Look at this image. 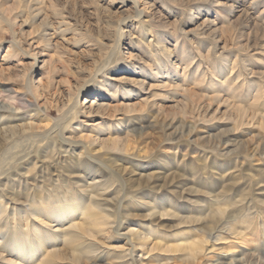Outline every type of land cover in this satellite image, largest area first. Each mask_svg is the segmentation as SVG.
I'll return each mask as SVG.
<instances>
[{"label": "rangeland", "instance_id": "374dc122", "mask_svg": "<svg viewBox=\"0 0 264 264\" xmlns=\"http://www.w3.org/2000/svg\"><path fill=\"white\" fill-rule=\"evenodd\" d=\"M1 127L0 264H264V0H0Z\"/></svg>", "mask_w": 264, "mask_h": 264}, {"label": "bare ground", "instance_id": "6f19581e", "mask_svg": "<svg viewBox=\"0 0 264 264\" xmlns=\"http://www.w3.org/2000/svg\"><path fill=\"white\" fill-rule=\"evenodd\" d=\"M95 104V102H92L91 106L88 107V109L91 111L93 110V105ZM102 107V106H100ZM99 107V108H100ZM92 112V111H91ZM29 129H32V127H28ZM7 128H4V127H1L0 130V135L2 134V138L5 140V139H9L10 137H13L15 134H17L19 132V129H10V130H5ZM143 131V130H142ZM141 134V133H140ZM63 153H67V152H63ZM50 156L46 155L44 158H49ZM53 159V158H52ZM67 210L65 211H68L70 214H73L76 210H73L72 208H79L80 210H84L85 209V205L83 203V201H76V203H71L70 206H66ZM62 214H64V210L61 212V211H58V213L56 215H54V217L56 216L57 218V221L58 222H63V220H61V216ZM44 241V240H42ZM40 264H54V262L50 263V260H47L45 259L44 261H42V263Z\"/></svg>", "mask_w": 264, "mask_h": 264}]
</instances>
